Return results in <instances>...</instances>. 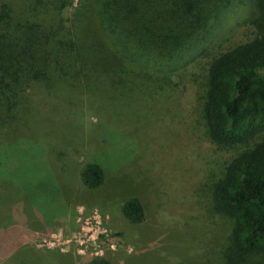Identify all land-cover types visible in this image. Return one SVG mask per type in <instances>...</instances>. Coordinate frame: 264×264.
Instances as JSON below:
<instances>
[{
  "label": "rangeland",
  "instance_id": "rangeland-1",
  "mask_svg": "<svg viewBox=\"0 0 264 264\" xmlns=\"http://www.w3.org/2000/svg\"><path fill=\"white\" fill-rule=\"evenodd\" d=\"M0 1L23 12L32 0ZM80 4L93 3L71 0L64 25ZM143 4L136 11L159 15L169 1ZM205 4L203 21L191 4L181 61L154 73L167 76L159 89L26 91L13 125L0 126V264H224L229 222L210 209L208 187L233 152L205 136L202 84L211 59L255 36V12L252 0ZM85 163L103 171L95 190L80 183ZM128 198L142 204L138 225L119 214Z\"/></svg>",
  "mask_w": 264,
  "mask_h": 264
},
{
  "label": "trees",
  "instance_id": "trees-1",
  "mask_svg": "<svg viewBox=\"0 0 264 264\" xmlns=\"http://www.w3.org/2000/svg\"><path fill=\"white\" fill-rule=\"evenodd\" d=\"M156 1L164 8L167 0ZM168 1L158 15L136 11L135 4L145 9L143 2L154 0H92L91 7L80 4L72 12L68 26L61 12L71 0H32L23 12L0 1V126L13 125L33 86L87 93L104 84L117 91L162 87L167 76L154 73L165 74L181 61L191 4L201 11L195 21H203L206 8V0ZM252 1L255 36L211 59L202 84L205 136L233 152L208 187L210 209L229 222L224 264H264V0ZM41 4L51 8L37 9ZM79 180L85 190H95L103 171L85 163ZM119 214L130 225L144 216L136 198L124 200ZM84 264L111 263L91 257Z\"/></svg>",
  "mask_w": 264,
  "mask_h": 264
}]
</instances>
